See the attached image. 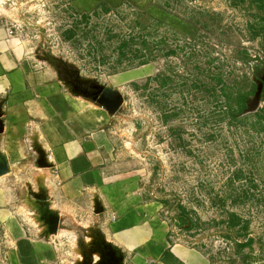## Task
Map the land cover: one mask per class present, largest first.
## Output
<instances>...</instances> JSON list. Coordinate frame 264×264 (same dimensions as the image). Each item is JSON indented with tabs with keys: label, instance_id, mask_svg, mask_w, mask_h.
Returning a JSON list of instances; mask_svg holds the SVG:
<instances>
[{
	"label": "rangeland",
	"instance_id": "374dc122",
	"mask_svg": "<svg viewBox=\"0 0 264 264\" xmlns=\"http://www.w3.org/2000/svg\"><path fill=\"white\" fill-rule=\"evenodd\" d=\"M1 19L63 83L114 103L118 158L174 241L264 264V0H0ZM79 228L59 264H124Z\"/></svg>",
	"mask_w": 264,
	"mask_h": 264
},
{
	"label": "crops",
	"instance_id": "0c3cea01",
	"mask_svg": "<svg viewBox=\"0 0 264 264\" xmlns=\"http://www.w3.org/2000/svg\"><path fill=\"white\" fill-rule=\"evenodd\" d=\"M135 78L117 75L112 84L119 89ZM113 121L105 105L63 83L0 20V264H59L79 226L95 228L124 264H211L172 239L161 204L118 158Z\"/></svg>",
	"mask_w": 264,
	"mask_h": 264
},
{
	"label": "water",
	"instance_id": "95a60500",
	"mask_svg": "<svg viewBox=\"0 0 264 264\" xmlns=\"http://www.w3.org/2000/svg\"><path fill=\"white\" fill-rule=\"evenodd\" d=\"M99 103L105 105V106L107 107V109L110 110L111 113H112L114 103H113L110 99L104 101V103L101 102V101H99ZM1 174H2V173H1V171H0V175H1ZM39 199H41L42 201H46L48 198H47L46 196L42 195V196L39 197ZM102 211H103V209H102L101 207H98V206H97L95 213H96V214H101ZM51 226H52V225H51ZM52 228H53V230L56 232L57 229H58L57 223H56V224H53V227H52Z\"/></svg>",
	"mask_w": 264,
	"mask_h": 264
},
{
	"label": "flooded vegetation",
	"instance_id": "af4514ba",
	"mask_svg": "<svg viewBox=\"0 0 264 264\" xmlns=\"http://www.w3.org/2000/svg\"><path fill=\"white\" fill-rule=\"evenodd\" d=\"M93 98V97H92Z\"/></svg>",
	"mask_w": 264,
	"mask_h": 264
}]
</instances>
